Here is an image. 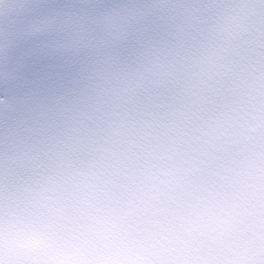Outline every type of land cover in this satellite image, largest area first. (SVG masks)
<instances>
[{
    "label": "clouds",
    "instance_id": "clouds-1",
    "mask_svg": "<svg viewBox=\"0 0 264 264\" xmlns=\"http://www.w3.org/2000/svg\"><path fill=\"white\" fill-rule=\"evenodd\" d=\"M48 12L40 0H0V32H19L37 39L56 35L47 25ZM145 74L160 57L145 53ZM6 73L0 64V76ZM0 87L7 89L6 80ZM8 98L0 100L7 106ZM163 135L170 152L165 167L145 152L132 158L114 157L113 190L119 204L132 205L151 221L150 229L162 237H195L208 212L218 203L226 175L234 171L230 152L238 144L251 146L256 155L255 172L237 177L226 191L240 197L238 203H254L264 214V73L251 92L205 104L189 99L165 113ZM61 199L47 188L32 193V210L23 215L0 214V247L30 251L13 264H62L56 239L64 218L51 209ZM66 208L64 216L70 215ZM34 250V251H31Z\"/></svg>",
    "mask_w": 264,
    "mask_h": 264
}]
</instances>
